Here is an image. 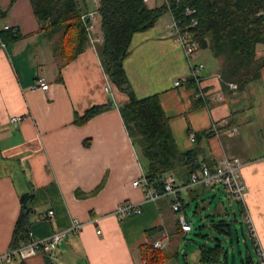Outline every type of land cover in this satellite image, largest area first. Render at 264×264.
Masks as SVG:
<instances>
[{"label": "crops", "instance_id": "crops-1", "mask_svg": "<svg viewBox=\"0 0 264 264\" xmlns=\"http://www.w3.org/2000/svg\"><path fill=\"white\" fill-rule=\"evenodd\" d=\"M89 7L94 9V0ZM0 9V264H146L142 245L160 238L168 256L158 264H181L172 251L174 235L182 232L172 198L149 199L140 185L132 183L144 168L118 108L128 95L101 65L97 46L102 39L91 42L87 35L85 49L64 62L53 52L30 0H0ZM169 21L167 11L154 26L132 35L124 60L127 78L137 96L158 93L180 150L197 149L202 164L214 165L224 157L240 159L244 213L235 222L248 232L258 257L257 262L245 241L251 258L243 262L241 255L240 263L264 264V66L261 75L242 89L223 85L218 74L221 60L201 47L191 59L203 64L200 81L189 78L175 86L176 78L188 74L189 64L181 44L168 32ZM12 33L17 37L11 38ZM95 33L101 35L98 19L91 34ZM257 55L264 56V43ZM38 76L49 88L29 87ZM107 102L108 108L87 121H74L75 114ZM213 123L217 133L206 134ZM217 187H181L178 198L185 204L186 217L190 205L203 215L228 216ZM30 189L35 194L30 214L34 236L66 228L72 217L84 225L52 253L9 257L15 248L10 244L21 211L20 194ZM126 199L141 212L117 218L112 211ZM48 209L52 216L45 215ZM95 215L98 222L92 219ZM152 228L157 229L148 233ZM232 228L231 238L223 232V242L227 238L233 242L235 233L240 241L234 222Z\"/></svg>", "mask_w": 264, "mask_h": 264}, {"label": "trees", "instance_id": "trees-1", "mask_svg": "<svg viewBox=\"0 0 264 264\" xmlns=\"http://www.w3.org/2000/svg\"><path fill=\"white\" fill-rule=\"evenodd\" d=\"M30 2L38 23L51 40L55 55L64 62H69L85 49L88 36L81 14L90 9L91 0H30ZM170 2L176 17L183 24L188 23L191 18L184 13V7L189 5L196 9L194 15L198 21L193 28L194 37L200 48L207 47L214 57L221 60L218 74L223 85L231 84L234 88L242 89L248 82L261 75L264 56L257 55V48L264 43V15L260 13L264 7V0H170ZM94 9L102 35L97 52L109 79L128 95L127 101L119 104L118 108L125 129L139 152L144 175L156 186L161 185V178L165 172L175 174L180 184L186 183L190 174L203 165L198 161V150L190 148L182 151L178 148L169 126V117L163 110L158 93L137 96L124 67L132 35L154 26L167 12L166 5L162 3L150 6L144 0H97ZM2 14L3 11L0 9V15ZM16 37L17 35L12 33L11 38ZM110 105L111 102L94 104L82 115L75 114L74 121L83 123ZM205 133L213 132L207 130ZM34 196L32 189L20 194L21 211L13 229L11 247H16L24 241L31 230L30 214L34 210L32 206ZM236 201L238 213L243 214L241 199L236 197ZM184 209L185 204L181 202V211ZM237 216L234 213L232 219L219 218L213 224L231 238L232 222ZM156 229L147 231L151 233V230ZM178 229L183 232L179 223ZM203 235L207 236V233ZM215 240L213 245L199 244V261L202 264H227L228 250L220 237H215ZM229 240L232 243L231 239ZM153 242L147 241L141 247L142 258L146 264H158L168 256L161 247H155ZM250 258V255H246L242 260L246 262ZM231 264H237L235 259H232Z\"/></svg>", "mask_w": 264, "mask_h": 264}, {"label": "built area", "instance_id": "built-area-1", "mask_svg": "<svg viewBox=\"0 0 264 264\" xmlns=\"http://www.w3.org/2000/svg\"><path fill=\"white\" fill-rule=\"evenodd\" d=\"M144 1L149 2L154 0ZM160 1L166 5L167 11L170 14V21L167 24L168 32L178 43L181 44L185 54V58L189 64L188 74L176 78L173 83L175 86L181 85L189 78H193L194 81L199 82L203 64L193 63L191 60L192 57L195 56L200 49L193 32V28L196 26L198 21L196 16L194 15L196 9L189 5H186L184 7V13L190 15L191 18L188 23L183 24L180 22L178 17H176L170 0ZM94 3L96 4L97 0H94ZM260 13L264 15V7L260 11ZM81 19L84 22L85 29L90 41L94 42L101 40L102 35L97 33H95L94 35L91 34V32L94 31L96 27V9H90L83 12L81 14ZM29 87L31 89L40 88L45 90L49 88V83L42 76H38L29 85ZM219 97H221V95H219ZM13 119L16 120L18 119V117H13ZM209 130H211L213 133H217L218 127L216 123H213L210 126ZM241 166L242 163L238 157H224L214 165L209 166L203 164L199 169L190 174L189 180L186 183L178 184L175 174L171 172H165L162 175V182L160 186L152 187L151 183L148 181L147 177L144 174L138 176L132 181V183L134 185H140L145 191L146 197L149 199L155 200L160 196L171 197L173 200L171 204L172 209L178 212V223L181 229L184 232H187L191 230L192 225L191 220H189L186 217L185 213L181 211V202L178 198V192L181 187H189L191 185L211 186L220 184L224 187L228 195H232L239 199H242L245 193V184L240 176ZM140 212L141 208L137 206V204L133 200L126 199L121 201L114 207L112 214H114L117 218H122L124 216ZM45 215L52 216L53 210L48 209ZM92 219L95 222L99 221V217L97 215H95ZM83 225V220L77 217H72L68 227L55 230L45 237H36L33 235L32 231L29 230L27 238L22 241L20 245L10 250L7 255L10 257L11 254L18 253L21 257L25 258L36 252L51 253L56 249L61 240L75 232L80 231ZM97 232H100V229H97ZM153 245L155 247H162V239H156L153 242ZM259 253L262 256V251H259Z\"/></svg>", "mask_w": 264, "mask_h": 264}, {"label": "rangeland", "instance_id": "rangeland-1", "mask_svg": "<svg viewBox=\"0 0 264 264\" xmlns=\"http://www.w3.org/2000/svg\"><path fill=\"white\" fill-rule=\"evenodd\" d=\"M165 17V15H164ZM217 185V191L219 190L220 196L223 197L225 204L230 212L228 216H225L226 219H232L234 217L233 212H235L237 215L238 213V204L236 201V198L233 197L232 195H229V197H226V192L223 189V186L220 184H215ZM203 205V204H202ZM214 205V204H213ZM195 205H191L188 209H186L187 215L189 220H191V217L193 218V225H192V230L190 232H181L179 234H175L173 237V245H172V251L177 253V258L181 264H202L199 261V255H200V250H199V244L201 243H208L210 245H213L216 240L215 236H219L221 238L225 237L223 234V231L218 229L217 226H215L213 223L216 222L219 218H221L220 215H203L201 213L200 208L194 207ZM201 206V205H200ZM234 210V211H233ZM214 218V222H212L210 219ZM239 217V216H238ZM203 218V219H201ZM207 218V222L203 223L202 220ZM236 224V229L237 233L240 236V241L237 242V234H234V239L233 242L230 243V240L224 239L223 244L228 250V262L227 264H231L232 259H235L237 264H240L241 262V255L242 257H246V245L245 241L249 244V247L252 251L254 259L258 262V257L255 252V249L252 245L250 236L246 229L244 228V232H242L241 229V224L237 223L234 221ZM204 233H207V236L203 235ZM63 243L60 241L59 246H62ZM239 249L242 250V253H239ZM234 256V257H233ZM171 259L173 261H176V257L171 253Z\"/></svg>", "mask_w": 264, "mask_h": 264}]
</instances>
